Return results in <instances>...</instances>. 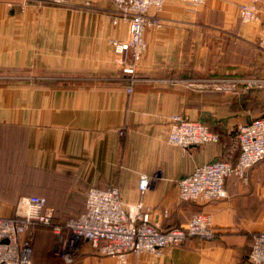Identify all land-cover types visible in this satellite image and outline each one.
I'll return each mask as SVG.
<instances>
[{
	"label": "crops",
	"instance_id": "0c3cea01",
	"mask_svg": "<svg viewBox=\"0 0 264 264\" xmlns=\"http://www.w3.org/2000/svg\"><path fill=\"white\" fill-rule=\"evenodd\" d=\"M242 1L192 7L165 0L158 12L164 24L145 29L138 80L127 91V74L113 57L128 24L111 21V0H28L23 8L19 0H0V215H15L20 197L30 193L46 196L60 213H79L90 185H116L124 202L142 200L162 227L204 210L216 230L212 239L190 238L159 254L130 253L126 264H247L249 232L264 227L260 216L245 212L263 192L250 172L260 163L248 169L247 182L230 175L226 196L199 205L181 200L177 187L204 161H235L239 125L264 113V91L245 89L240 80L262 74L264 84L252 44L264 3L259 22L243 23ZM205 77H218L217 83ZM176 113L205 122L218 140L187 148L168 142ZM141 173L152 177L144 191ZM76 195L82 203L70 205ZM83 244L85 252L70 264H118Z\"/></svg>",
	"mask_w": 264,
	"mask_h": 264
},
{
	"label": "built area",
	"instance_id": "2783aa9c",
	"mask_svg": "<svg viewBox=\"0 0 264 264\" xmlns=\"http://www.w3.org/2000/svg\"><path fill=\"white\" fill-rule=\"evenodd\" d=\"M64 2L65 0H49ZM165 0H111L114 13L111 21L116 24L127 22L128 35L114 43L113 61L127 74L131 84L138 80L136 64L146 43L143 33L148 27H161L164 23L158 15ZM197 7L206 0H181ZM66 2V1H65ZM264 0H244L238 5L241 21L260 19V5ZM24 2H21V7ZM153 8V12H150ZM258 46L264 50V18L257 37ZM248 79V83H256ZM217 133L197 119L187 118L181 113L169 119L168 142L187 148L193 144H204L218 140ZM237 140L239 154L235 161L213 159L204 161L177 180L178 195L182 200L207 201L224 197L227 192L225 180L235 175L246 180L248 169L260 163L264 173V113L252 117L239 125ZM152 177L141 173L138 187L144 191L150 187ZM54 208L47 203L46 196L28 194L20 197L15 215H0V264H31L34 226L49 224ZM52 251L65 260H71L83 243L104 255H113L125 262L128 254H159L174 244L183 243L192 235L201 238L213 237L214 230L210 213L199 210L192 213L182 224L162 228L158 220L150 216L142 200L126 203L119 188L111 185L102 188L90 185L85 192V208L75 215H69L64 223H53ZM251 264H264V231L252 232L249 253ZM159 264V263H158Z\"/></svg>",
	"mask_w": 264,
	"mask_h": 264
},
{
	"label": "rangeland",
	"instance_id": "374dc122",
	"mask_svg": "<svg viewBox=\"0 0 264 264\" xmlns=\"http://www.w3.org/2000/svg\"><path fill=\"white\" fill-rule=\"evenodd\" d=\"M21 1L22 3L24 2V6L26 5L27 1L28 0H19ZM66 1V2H65ZM64 2H51V1H48V0H39V3L41 4H54V5H65L67 3L68 0H65ZM181 1V0H180ZM183 2V1H182ZM9 5L11 6L12 4L9 3ZM203 5V4H202ZM22 6V8L24 7ZM84 6H90V3L89 2H85ZM114 13V12H113ZM159 15V14H158ZM162 19V18H161ZM259 22L260 19L258 20H252V21H246V22H243V23H248V22ZM164 23V21H163ZM254 48L258 51V54L260 56V66L261 68L264 67V50L261 49L259 46H258V43H257V38L255 39L254 43H252ZM262 77V78H261ZM7 80V78H5ZM218 77H205L204 78V82H208V83H217V82H214L215 80H217ZM227 80H229V82L231 83L232 80H235L236 78H226ZM248 79H256L258 80L256 83H248ZM241 81H243V86L245 89L247 88H254V89H259V90H263L264 91V84H263V75L261 74L260 77H251V76H244V78L240 79ZM192 83H195L197 82L196 79H193L191 81ZM219 83V82H218ZM264 96V95H263ZM261 103H264V99L260 101ZM262 107H264V104L262 105ZM184 115V114H183ZM188 118V117H187ZM251 173H254L257 175V177L259 178V182L261 184V187L263 189V192L261 194V197H260V201L255 204L253 207L251 208H247L245 210L246 214L250 213L251 215H253L254 218H258L259 216L261 217V221L264 222V173L260 170V169H257V170H251L250 171ZM227 195V194H226ZM225 195V196H226ZM56 196V195H54ZM222 198V197H221ZM71 200L68 201V203H70V205H74V206H77L79 203H82V199L83 197L81 195H76V196H72V198H70ZM182 200V199H181ZM213 200V199H211ZM66 201V200H65ZM208 201V200H207ZM48 202L52 205V207L54 206L49 200ZM190 202H194L195 204H202L203 202H206V201H199V200H194V201H190ZM242 209V208H241ZM61 216L63 217H66V216H69L71 214H74L75 212H67V213H60L58 212ZM185 223V222H184ZM182 224V223H181ZM215 227L213 226V230H214V234H215ZM262 231H264V227L261 228ZM254 231H258V230H253L251 232H249L250 234V237H251V243H252V232ZM215 235H213L214 237ZM48 237H50V235L46 234V237L45 239L47 240ZM213 237L209 238V239H212ZM190 238H198V239H201V240H209V239H206V238H201L200 235H192L190 237L187 238L186 241H188ZM52 240V239H51ZM34 241H35V232H33V244H34ZM185 241V242H186ZM51 242V241H50ZM53 242H54V238H53V241H52V245H50L49 250H48V257L47 255L45 254V251L42 249L40 252H37V250H35V253L33 255V258H32V264H48V259L53 258L51 261L53 264H70L72 261H74L75 259H77V257L79 255H81L83 252H85V249L83 251V246L81 245L80 246V249L78 252H75L73 255H72V258L71 260H65L63 259L61 256H58L56 255L55 253H53L52 251V246H53ZM87 243V242H86ZM184 243V242H183ZM251 243H250V247H249V250H248V255H247V264H251L250 263V259H249V253H250V249H251ZM181 244V243H179ZM35 245H36V242H35ZM84 247H88L89 246V249L92 250V254L95 255L97 258H100L102 256H105L104 254H101L99 253L97 250L93 249L89 243L87 244H83ZM175 245V244H174ZM171 247V246H170ZM163 252V251H162ZM133 254V253H131ZM143 254V253H142ZM147 254V253H146ZM149 254H152V253H149ZM141 254L139 255H136V254H133V257L135 258H138ZM128 258V257H127ZM127 258H126V261L125 262H118V264H126L127 262Z\"/></svg>",
	"mask_w": 264,
	"mask_h": 264
},
{
	"label": "trees",
	"instance_id": "16d2710c",
	"mask_svg": "<svg viewBox=\"0 0 264 264\" xmlns=\"http://www.w3.org/2000/svg\"><path fill=\"white\" fill-rule=\"evenodd\" d=\"M258 164H259V162L255 163L253 165H258ZM247 180H248V177L246 176V182H247ZM30 194H36V193H30ZM185 201H189L190 202V201H194V200H185ZM47 203L50 204L48 202V200H47ZM197 205H199V204H197ZM53 208H54V212H53V215H52L51 222L49 224L48 223L45 224V223L39 222V223H37L34 226L35 240H37V238H38V240H40V243H41L42 247L41 248H37V246L35 245V241H34L33 248H32L31 264H32V258H33V255L35 253V250H37V252H40L43 249L45 251V254L48 257V255H49L48 254L49 253L48 252V249H49L48 247H50V245H52V241H53V238H54V234H53L52 229H51V224H53V223H64L65 218L67 217V216L66 217L61 216L58 213V210H56L54 206H53ZM75 214H78V213H74V214H71V215H75ZM177 225L171 224V225H168V226H165V227H162V228H170V227L177 226ZM215 233H216V230H215ZM46 234L50 235V237H48L47 240L45 239ZM52 259L53 258H51V257H50V259H48V264H53L52 261H51Z\"/></svg>",
	"mask_w": 264,
	"mask_h": 264
}]
</instances>
